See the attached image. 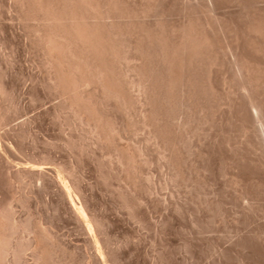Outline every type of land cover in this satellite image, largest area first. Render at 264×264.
<instances>
[{
	"label": "bare ground",
	"instance_id": "bare-ground-1",
	"mask_svg": "<svg viewBox=\"0 0 264 264\" xmlns=\"http://www.w3.org/2000/svg\"><path fill=\"white\" fill-rule=\"evenodd\" d=\"M0 6L34 66L0 41V177L26 186L22 210H48L34 222L0 204V264H124L144 230L147 264H264V0ZM44 119L62 140L40 143ZM28 142L44 151L19 162ZM95 192L136 238L113 239Z\"/></svg>",
	"mask_w": 264,
	"mask_h": 264
},
{
	"label": "rangeland",
	"instance_id": "rangeland-1",
	"mask_svg": "<svg viewBox=\"0 0 264 264\" xmlns=\"http://www.w3.org/2000/svg\"><path fill=\"white\" fill-rule=\"evenodd\" d=\"M6 10L1 8L0 6V14H3L5 18L8 19V16L6 15ZM8 28L7 32L5 34H2L0 32V41L3 42L5 39H8V41L15 43V50L17 51V54L15 56V60L18 63L17 69L20 70L24 74H28V72H32L34 69L33 66V59L29 55V53L24 48V43L21 42L20 38L18 36L13 35V30L16 29V25L12 24L11 22H7ZM13 25V26H12ZM10 27H12L10 29ZM13 38V40H12ZM15 38V39H14ZM30 105L28 96H25L21 99L19 103V109L28 107ZM50 122L47 119H44L42 122H40L38 126V133H39V141L40 143H43V140H50L53 139L54 141L59 142L62 140L63 135L60 132V129L58 127H51ZM75 137H81L80 134H74ZM37 148L34 150L33 148ZM25 153L23 156L19 155L18 161L23 162L26 160V157L31 154H38L42 153L44 151V146L41 144H36L34 146L31 142L28 144H25ZM35 151V152H34ZM159 178V177H158ZM96 173L93 172V168L90 167V170L86 171L85 173V182L89 185H92L95 183ZM28 192L26 186L24 183L19 182L12 186L11 188L3 181V179L0 177V204L3 205L4 209L8 213V215L17 214V216H21L24 220L31 215L32 220L34 222H38V217L42 214H45L48 212L47 209H45L42 205V200H40L38 197L37 201L31 200V202L28 204L29 209L27 211L22 210L21 205L12 202V200L15 197H21L23 198L25 194ZM97 196V202L98 206L102 210L103 216L110 222V233L115 241H123L124 239H134L136 238L137 233L134 231V228L123 223L121 220L115 217L114 213L111 211V198L104 197L102 195H99L95 192ZM110 194L108 193V196ZM165 195V193H164ZM111 196V195H110ZM109 196V197H110ZM57 234L59 238L65 243L71 245L70 251L73 255V259L77 261H81L82 257L85 255V251L83 249L84 243L83 238H81L78 234L73 232V227H68L64 231H57ZM139 235V234H138ZM142 236V244L139 246L138 251L135 252V254L130 257L129 254L125 256L124 264H147V252L149 248L151 247V244L154 241L153 234L151 231L144 230V232L141 234ZM223 238H226L227 235L222 234ZM28 264H31V262L28 259Z\"/></svg>",
	"mask_w": 264,
	"mask_h": 264
}]
</instances>
